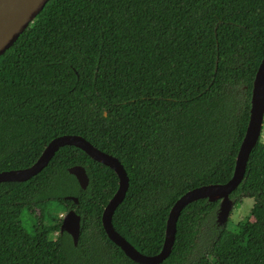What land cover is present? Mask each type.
<instances>
[{"label":"trees","instance_id":"obj_1","mask_svg":"<svg viewBox=\"0 0 264 264\" xmlns=\"http://www.w3.org/2000/svg\"><path fill=\"white\" fill-rule=\"evenodd\" d=\"M263 58L264 0H50L0 57V172L32 166L57 137L85 138L128 174L116 231L157 255L177 200L232 178ZM118 182L65 146L37 176L1 183L0 264H137L102 226ZM231 198L253 200L235 229L217 226L219 201L194 202L162 264H264L262 135ZM55 205L81 216L78 245Z\"/></svg>","mask_w":264,"mask_h":264},{"label":"water","instance_id":"obj_2","mask_svg":"<svg viewBox=\"0 0 264 264\" xmlns=\"http://www.w3.org/2000/svg\"><path fill=\"white\" fill-rule=\"evenodd\" d=\"M50 0H0V57L17 41L28 26L35 20ZM264 124V58L256 72L251 95L250 118L245 137L236 158L232 178L226 184L205 185L185 193L174 204L168 215L165 239L161 251L149 256L140 252L135 246L118 233L113 225V216L126 198L130 186L128 174L113 155L101 151L85 138L78 135H64L53 139L42 152L38 160L30 167L19 170L0 172V184L6 182H25L40 174L50 163L56 153L65 146H73L85 152L94 161L112 169L118 177V189L104 208L102 226L108 238L118 246L124 254L137 264H162L172 253L176 242L177 223L182 211L190 204L199 200L218 202L216 224L225 228L235 207L231 194L237 190L245 178L248 162L256 147ZM69 173L86 190L89 176L82 166L69 168ZM78 204V198L69 197ZM61 233H68L78 245L81 236V216L70 210L62 219Z\"/></svg>","mask_w":264,"mask_h":264},{"label":"rangeland","instance_id":"obj_3","mask_svg":"<svg viewBox=\"0 0 264 264\" xmlns=\"http://www.w3.org/2000/svg\"><path fill=\"white\" fill-rule=\"evenodd\" d=\"M262 138L264 139V124H263V129H262ZM252 204H253V200L244 199V202L238 203L237 205H235V207L233 208V211L231 213V217L229 219V222H228V228L229 229H235L236 224L240 220H242L243 218H245L246 216L249 215ZM54 210H55V215L59 214L63 217L68 213V211H66L65 209H63L62 207L57 206V205L54 206ZM33 219H34V217H31L28 214L24 217V220L27 223H32Z\"/></svg>","mask_w":264,"mask_h":264},{"label":"clouds","instance_id":"obj_4","mask_svg":"<svg viewBox=\"0 0 264 264\" xmlns=\"http://www.w3.org/2000/svg\"><path fill=\"white\" fill-rule=\"evenodd\" d=\"M62 218H63V216H62Z\"/></svg>","mask_w":264,"mask_h":264}]
</instances>
